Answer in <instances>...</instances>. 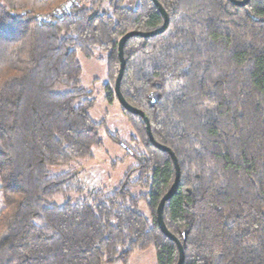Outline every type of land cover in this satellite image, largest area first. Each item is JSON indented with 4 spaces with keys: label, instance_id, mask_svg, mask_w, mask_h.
Returning a JSON list of instances; mask_svg holds the SVG:
<instances>
[{
    "label": "trees",
    "instance_id": "1",
    "mask_svg": "<svg viewBox=\"0 0 264 264\" xmlns=\"http://www.w3.org/2000/svg\"><path fill=\"white\" fill-rule=\"evenodd\" d=\"M64 1L0 0V264H129L151 246L157 264H176L157 222L175 167L141 115L122 107L143 149L112 192L74 200L77 172L49 170L103 146L78 53H106L107 97L117 98L120 38L161 27L163 15L152 0H74L53 13ZM158 1L169 23L124 42L120 90L179 164L164 223L183 264H264V0Z\"/></svg>",
    "mask_w": 264,
    "mask_h": 264
},
{
    "label": "rangeland",
    "instance_id": "2",
    "mask_svg": "<svg viewBox=\"0 0 264 264\" xmlns=\"http://www.w3.org/2000/svg\"><path fill=\"white\" fill-rule=\"evenodd\" d=\"M136 3L137 0H125L124 2L128 7H134ZM78 57L83 67L82 84L92 92L95 99L90 115L94 121H104L105 126L101 129L103 146L93 151V159L77 160L69 166L57 165L49 168L54 174L68 171L77 172V184L81 186L82 190L79 193L69 191L66 194L67 197L74 200L86 197L92 188H102L105 193H110L118 188L125 182V176L130 167L135 165L133 154L143 149L118 99L114 95L111 100L107 97L105 87L107 83L106 53L98 51L94 56L88 57L79 52ZM110 135H115L119 143L114 142L109 137ZM136 176L137 173L134 172L130 175V180ZM142 192L144 190L138 186L131 188L133 194ZM64 200L63 196L54 199L59 204ZM2 203L3 198L0 194V207ZM140 210L148 214L144 202L140 204ZM129 264H157L154 247L134 252L130 257Z\"/></svg>",
    "mask_w": 264,
    "mask_h": 264
},
{
    "label": "water",
    "instance_id": "3",
    "mask_svg": "<svg viewBox=\"0 0 264 264\" xmlns=\"http://www.w3.org/2000/svg\"><path fill=\"white\" fill-rule=\"evenodd\" d=\"M155 5L158 7L159 11L161 12V14L163 15V18H164V22H163V25L155 30H152V31H147V32H142V31H129L127 33H125L119 40V43H118V57H119V61H120V67H119V71H118V75L115 79V84H114V90H115V94L117 96V99L120 103V105L127 111L129 112H132V113H136V114H139L141 115L145 122H146V128H147V133H148V136H149V139L150 141L152 142V144L154 146H156L157 148L163 150V151H166L168 152L170 155H171V158L173 160V164H174V167H175V178H174V181L172 183V186L170 187V189L167 191V193H165L163 195V197L161 198L159 204H158V207H157V222L160 226V229L162 230V232L167 236L169 237L170 239H172L173 241L176 242L177 246H178V250H179V256H178V261L176 264H183V260H184V250H183V246L181 244V242L179 241V239L173 235L166 227L165 223H164V220H163V207H164V204L167 200H169L173 194L175 193L177 187H178V184H179V178H180V169H179V164H178V161H177V158L174 154V152L167 146L161 144V143H158L153 135H152V132H151V129H150V123H149V120L147 118V116L145 115V113L138 109V108H135L131 105H129L126 100L124 99L122 93H121V90H120V81L122 79V75H123V71H124V67H125V60H124V55H123V44L124 42L131 36H134V35H140V36H152V35H155V34H159L161 32H163L168 23H169V18H168V15L166 13V11L164 10V8L162 7V5L159 3L158 0H152ZM235 4L237 5H245L247 4V2L249 0H232ZM149 97H150V104L151 105H154L155 102L158 100L159 98V93L157 91H152L150 94H149Z\"/></svg>",
    "mask_w": 264,
    "mask_h": 264
},
{
    "label": "built area",
    "instance_id": "4",
    "mask_svg": "<svg viewBox=\"0 0 264 264\" xmlns=\"http://www.w3.org/2000/svg\"><path fill=\"white\" fill-rule=\"evenodd\" d=\"M73 1H74V0H65L64 2L61 3V5H60L58 8H56V9L53 11V13H55V14H59L62 10L67 9V8L71 5V3H72Z\"/></svg>",
    "mask_w": 264,
    "mask_h": 264
}]
</instances>
